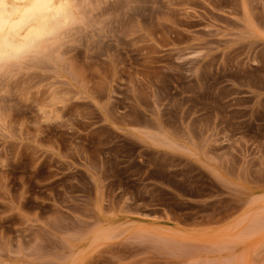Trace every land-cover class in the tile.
I'll return each mask as SVG.
<instances>
[{
    "label": "rangeland",
    "instance_id": "rangeland-1",
    "mask_svg": "<svg viewBox=\"0 0 264 264\" xmlns=\"http://www.w3.org/2000/svg\"><path fill=\"white\" fill-rule=\"evenodd\" d=\"M75 3L0 64V264H264V0Z\"/></svg>",
    "mask_w": 264,
    "mask_h": 264
},
{
    "label": "clouds",
    "instance_id": "clouds-1",
    "mask_svg": "<svg viewBox=\"0 0 264 264\" xmlns=\"http://www.w3.org/2000/svg\"><path fill=\"white\" fill-rule=\"evenodd\" d=\"M79 11L75 0H0V64L62 48L65 31L82 22Z\"/></svg>",
    "mask_w": 264,
    "mask_h": 264
}]
</instances>
